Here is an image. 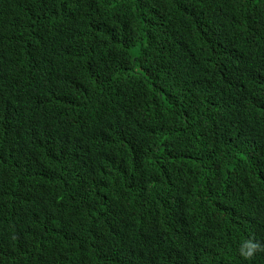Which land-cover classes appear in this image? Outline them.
<instances>
[{
  "label": "trees",
  "instance_id": "1",
  "mask_svg": "<svg viewBox=\"0 0 264 264\" xmlns=\"http://www.w3.org/2000/svg\"><path fill=\"white\" fill-rule=\"evenodd\" d=\"M0 264H264V0H0Z\"/></svg>",
  "mask_w": 264,
  "mask_h": 264
}]
</instances>
